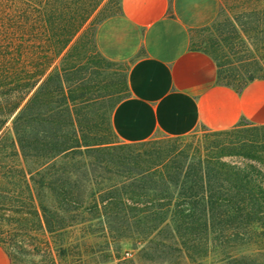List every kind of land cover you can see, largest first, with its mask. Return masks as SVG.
Returning a JSON list of instances; mask_svg holds the SVG:
<instances>
[{
	"label": "trees",
	"instance_id": "1",
	"mask_svg": "<svg viewBox=\"0 0 264 264\" xmlns=\"http://www.w3.org/2000/svg\"><path fill=\"white\" fill-rule=\"evenodd\" d=\"M89 13L60 0H4L0 11V183L23 187L30 211L37 218L40 213L48 230L61 222L52 224L46 217L51 211L43 199L61 213L87 203L84 209L93 215L108 211L158 219L171 215L180 234L201 231L209 221L220 236L264 247L263 169L221 159L223 146L216 143L189 150L161 143L156 137L112 139L117 136L109 116L121 98L100 107L101 97L114 92L93 91L97 61L92 57L106 58L93 36L88 46L82 36L76 39ZM215 66L216 80L228 85L219 64ZM255 77L231 87L239 88ZM124 83L127 94L125 77ZM215 145L218 149L213 151ZM98 168L105 174H96ZM37 187L47 194H39ZM8 192L0 185L1 204Z\"/></svg>",
	"mask_w": 264,
	"mask_h": 264
},
{
	"label": "rangeland",
	"instance_id": "2",
	"mask_svg": "<svg viewBox=\"0 0 264 264\" xmlns=\"http://www.w3.org/2000/svg\"><path fill=\"white\" fill-rule=\"evenodd\" d=\"M60 1L73 8L90 10L76 36V39L82 36L87 46L98 21L118 10V0ZM3 2L0 0V11ZM189 43L207 52L214 64H219L221 78L230 86L238 87L249 77H264V0H216L214 16L190 31ZM92 58L97 61L93 91L97 94L106 90L114 92L98 102L100 107L106 108L110 101L126 94L127 62ZM107 115L108 111L105 119ZM151 137L189 150L220 144L223 146L221 159L237 165L252 163L264 170L263 124L239 121L217 132L199 125L176 137L162 133ZM217 149L216 145L212 147L213 151ZM96 174L105 173L98 168ZM0 185L9 188L7 201L0 203V245L9 264H264V247H258V243L220 236V230L209 221L201 231L192 229L193 233L180 234L177 220L171 215L161 219L143 213L108 211L93 215L84 209L87 203L83 208L62 214L43 199L51 211L46 217L52 224L61 222L48 230L40 213L37 218L30 211L32 207L23 187ZM37 192L47 194L41 187H37Z\"/></svg>",
	"mask_w": 264,
	"mask_h": 264
},
{
	"label": "crops",
	"instance_id": "3",
	"mask_svg": "<svg viewBox=\"0 0 264 264\" xmlns=\"http://www.w3.org/2000/svg\"><path fill=\"white\" fill-rule=\"evenodd\" d=\"M215 10L216 0H118V10L98 21L99 53L127 62V94L109 116L118 139L183 135L199 125L225 129L241 120L264 124V77L239 88L220 83L211 56L189 43L190 31ZM0 264H9L1 245Z\"/></svg>",
	"mask_w": 264,
	"mask_h": 264
}]
</instances>
